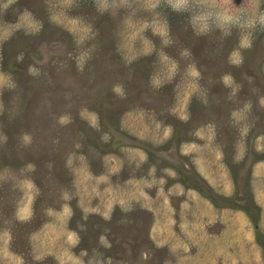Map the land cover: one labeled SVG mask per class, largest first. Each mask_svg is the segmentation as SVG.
I'll list each match as a JSON object with an SVG mask.
<instances>
[{
  "label": "rangeland",
  "instance_id": "1",
  "mask_svg": "<svg viewBox=\"0 0 264 264\" xmlns=\"http://www.w3.org/2000/svg\"><path fill=\"white\" fill-rule=\"evenodd\" d=\"M147 259L264 264V0H0V264Z\"/></svg>",
  "mask_w": 264,
  "mask_h": 264
},
{
  "label": "flooded vegetation",
  "instance_id": "2",
  "mask_svg": "<svg viewBox=\"0 0 264 264\" xmlns=\"http://www.w3.org/2000/svg\"><path fill=\"white\" fill-rule=\"evenodd\" d=\"M252 213V212H251ZM259 216V215H258ZM148 225L150 226V222H148ZM144 226V229L146 230V228H145V225H143ZM140 233V232H139ZM148 236H149V234H148ZM144 243H145V241H144ZM125 246H127V245H125ZM126 248V247H125ZM153 256V255H152ZM152 256H150L151 258H152ZM138 261H142V258H139V259H137ZM153 260L152 259H150V260H145V263L146 264H150L151 262H152Z\"/></svg>",
  "mask_w": 264,
  "mask_h": 264
}]
</instances>
